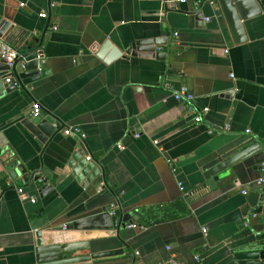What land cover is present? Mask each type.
<instances>
[{"label": "crops", "instance_id": "obj_1", "mask_svg": "<svg viewBox=\"0 0 264 264\" xmlns=\"http://www.w3.org/2000/svg\"><path fill=\"white\" fill-rule=\"evenodd\" d=\"M178 1L0 0V43L29 59L16 88L0 72V264H36L40 238L108 207L138 228L72 233L92 253L123 251L97 264H237L234 253L264 242V0L239 44L218 3ZM137 39L161 40L160 56L128 55ZM38 48L44 76L21 87ZM182 91L193 113L174 99ZM46 117L55 131L42 144L23 122ZM72 127L85 137L65 136ZM232 159L215 189L202 188ZM12 171L40 172L52 190L41 197Z\"/></svg>", "mask_w": 264, "mask_h": 264}, {"label": "water", "instance_id": "obj_2", "mask_svg": "<svg viewBox=\"0 0 264 264\" xmlns=\"http://www.w3.org/2000/svg\"><path fill=\"white\" fill-rule=\"evenodd\" d=\"M194 1L200 2L198 0ZM217 3L219 8L216 12L223 16L234 43L239 44L245 42L247 37L244 23L261 14L262 10L259 0H216ZM197 16L198 18L201 17L200 14H197ZM160 44L161 40L137 39L130 43V49L127 54L132 57L153 59L160 56L159 53H155V47ZM5 70H7V67L0 61V72ZM15 71L16 69L14 68L12 74ZM42 76H44V72H38L36 70L20 74L21 87L39 80ZM26 78L28 79L27 81ZM14 84L17 85V79L13 76L10 79V83L6 86L8 88H16ZM54 121L52 117H46L39 124H33L29 119H26L23 125L42 144H45L54 134L55 129L52 126L54 125ZM82 150L83 145L80 143V149H76L72 160L77 161ZM251 150L249 149L247 152H251ZM234 159L210 168L204 174L206 183L202 185V188L207 190L215 189V184L220 179L219 175L226 170V167ZM91 168V164L82 159L76 172L85 175ZM11 175L16 177L21 175L22 180L27 184H32L38 190L41 197H44L52 190L51 186L46 185L47 178L43 177L40 172H23L18 175V173L12 171ZM260 211L264 213V206ZM120 217L121 213L118 209L108 207L99 214L72 221L66 227L62 226L56 229L58 231H65L61 234L49 233L44 235L36 243L34 248L36 264H97L95 263L96 261L121 256L123 254L122 250L92 253L90 252L88 241H77L72 238V233L89 230L114 231L117 236L119 230H123L130 225L124 217L120 222ZM233 257L237 264H264V242L259 241L249 244L237 253H234Z\"/></svg>", "mask_w": 264, "mask_h": 264}, {"label": "built area", "instance_id": "obj_3", "mask_svg": "<svg viewBox=\"0 0 264 264\" xmlns=\"http://www.w3.org/2000/svg\"><path fill=\"white\" fill-rule=\"evenodd\" d=\"M187 0H179V3H185ZM202 3H208L210 5H215L216 4V0H198ZM40 18L45 19L46 15L44 13L40 14ZM175 37H177V34L175 33L174 35ZM33 61H35L37 63V71H41L42 67L45 63L44 60V56L42 53L41 48H38L32 58ZM0 61L3 62L5 64V66L7 67V73H8V78L5 79V83L9 84L10 83V79L12 77V72L15 69H17L18 67L23 68L25 63L27 61H29V59H27L26 57L22 56L19 51L17 49H15L14 47L10 46L7 43L1 42L0 43ZM230 78H233V75H230ZM16 85V84H14ZM174 99L176 101H184L187 104V110L191 113L194 112V107L192 105V102L194 100V96L186 91H182L179 93H175L174 94ZM206 111V110H204ZM41 109L39 104L35 103L31 106V115L33 118H38L41 116ZM195 123H199L201 122V115L197 114L195 116ZM63 134L65 136H71V135H79L81 138H84L85 135L80 131V129L76 128V127H72V128H67L63 131ZM136 137H138V135H136ZM156 143V142H154ZM157 144V143H156ZM160 150V148H159ZM88 161L90 160L89 157L86 158ZM167 164L170 167V170L173 174H176L177 172V167L174 164V161L171 159H167L166 160ZM256 185L262 187L264 185V162H262L260 164V177L256 180ZM179 187L180 189L183 190L182 184L179 183ZM18 193H22L21 189H18ZM185 196H187V193H184ZM128 228L130 229H136L138 228L136 224H130L128 226ZM203 233H206V229L202 230ZM195 259H198V257H195Z\"/></svg>", "mask_w": 264, "mask_h": 264}, {"label": "trees", "instance_id": "obj_4", "mask_svg": "<svg viewBox=\"0 0 264 264\" xmlns=\"http://www.w3.org/2000/svg\"><path fill=\"white\" fill-rule=\"evenodd\" d=\"M176 205L177 206H180V207H184V204H183V201H178V202H176Z\"/></svg>", "mask_w": 264, "mask_h": 264}]
</instances>
